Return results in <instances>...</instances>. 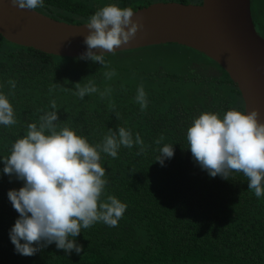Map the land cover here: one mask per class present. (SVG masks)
I'll return each instance as SVG.
<instances>
[{"label": "trees", "instance_id": "trees-1", "mask_svg": "<svg viewBox=\"0 0 264 264\" xmlns=\"http://www.w3.org/2000/svg\"><path fill=\"white\" fill-rule=\"evenodd\" d=\"M154 1L200 2L43 0L35 10L79 24L109 3L134 10ZM255 1L250 0L249 7L261 20L264 0ZM169 45L177 51L144 54ZM187 50L192 49L164 43L106 53L105 67L78 57L45 54L0 36V93L9 99L17 120L13 126L0 125V264H264V196H255L242 173H233L230 179L211 177L186 148L187 128L202 112L222 116L229 109L243 111L239 92L226 72L204 55L218 73H206L199 63L192 66ZM178 58L183 60L175 66ZM112 69L116 74L105 78ZM9 80L15 81V89ZM89 81L98 92L82 100L73 95L76 83L84 86ZM140 85L147 98L144 111L135 100ZM53 100L57 130L68 126L94 146L110 129L125 127L133 139L140 134L146 151L137 155L139 145L134 144L131 149L121 146L117 158L101 152L107 181L101 200L111 195L127 205L118 226L97 222L82 229L75 238L82 246L79 254L66 253L53 242L35 255L23 256L10 240L19 213L7 193L24 181L3 173L2 158L10 155L16 139L26 135L29 123L39 124L41 115L54 110ZM161 135L164 139L157 145ZM164 144L173 145L174 156L161 166L155 159Z\"/></svg>", "mask_w": 264, "mask_h": 264}, {"label": "clouds", "instance_id": "clouds-1", "mask_svg": "<svg viewBox=\"0 0 264 264\" xmlns=\"http://www.w3.org/2000/svg\"><path fill=\"white\" fill-rule=\"evenodd\" d=\"M20 10H35L43 6V0H10ZM131 7L121 8L109 3L98 8L85 24L86 52L78 59L98 62L108 66L105 54L129 44L143 28L134 19ZM98 50V51H94ZM112 69L105 78L115 75ZM11 89L14 80L8 81ZM73 95L84 99L86 94L98 92L89 81L84 86L78 82ZM108 91V90H106ZM11 94L14 95V92ZM106 93H100L103 97ZM141 111L147 108L143 85L135 97ZM53 111L39 117V124L29 123L26 135L15 140L10 155L3 157V173L24 181L17 189H10L8 198L19 213L10 229V240L15 251L23 256L35 255L43 247L55 242L66 253L79 254L82 246L75 238L82 229H89L97 222L109 227L118 226L127 205L115 196L101 197L107 184L105 168L101 166V152L117 158L121 146L131 149L139 145L137 155L146 149L139 133L135 139L130 130L118 126L109 130L102 143L92 145L68 126L57 130L59 120L56 102L51 101ZM259 110L250 112L229 109L222 116L215 112H202L186 131L187 147L192 158L211 177L230 179L233 173H242L248 180V188L256 197L264 196V122L259 120ZM118 118V116H117ZM17 123L14 108L5 94L0 93V125ZM164 139H156L157 145ZM155 161L161 166L174 156L173 145L164 144Z\"/></svg>", "mask_w": 264, "mask_h": 264}, {"label": "water", "instance_id": "water-1", "mask_svg": "<svg viewBox=\"0 0 264 264\" xmlns=\"http://www.w3.org/2000/svg\"><path fill=\"white\" fill-rule=\"evenodd\" d=\"M250 0L154 1L134 9L143 28L121 50L175 43L216 63L235 84L242 110H259L264 122V39L253 28ZM84 23H67L0 0V36L45 54L79 57L86 52ZM98 51V50H94Z\"/></svg>", "mask_w": 264, "mask_h": 264}, {"label": "rangeland", "instance_id": "rangeland-1", "mask_svg": "<svg viewBox=\"0 0 264 264\" xmlns=\"http://www.w3.org/2000/svg\"><path fill=\"white\" fill-rule=\"evenodd\" d=\"M261 22L264 23V17H261ZM254 23V22H253ZM255 29L257 30V32L262 36L264 37V34L259 30V28L255 25ZM170 51H177V48L175 49V47H173V45H169L168 47H166L165 49H161V47L159 48V46L157 47H154V48H150V49H147L145 50L144 54H164V55H168L170 53ZM181 52V50H179ZM182 51H185V50H182ZM136 52L134 53H131L130 56H134ZM141 54V52H140ZM187 54H188V57L189 58H192L193 61H191L193 64L197 63V61L199 60H203V59H206L203 55H201L200 53L198 52H195L194 50H187ZM132 58V57H131ZM168 58V57H167ZM183 59L181 58H178L174 65L175 66H178L181 62H182ZM195 60V61H194ZM198 64V63H197ZM192 65V64H191ZM194 66V65H192ZM193 68V67H192Z\"/></svg>", "mask_w": 264, "mask_h": 264}, {"label": "flooded vegetation", "instance_id": "flooded-vegetation-1", "mask_svg": "<svg viewBox=\"0 0 264 264\" xmlns=\"http://www.w3.org/2000/svg\"><path fill=\"white\" fill-rule=\"evenodd\" d=\"M255 2H256L255 0H251V4L255 3ZM249 6H250V3H249ZM250 15H251V20H252L254 30L257 32V30L255 29V25H256L259 28V30L264 34V23L259 20V18H258L259 16H257L255 13L253 14V12H251V8H250ZM257 34L260 37H262L258 32H257ZM262 38L264 39V37H262ZM197 63H199L198 65L200 66V69H204L206 71V73L213 74V75L218 73V71L216 70V67L214 65H211V63L208 64L204 60H199V61H197ZM197 63H195V64L192 63V65L198 66Z\"/></svg>", "mask_w": 264, "mask_h": 264}]
</instances>
